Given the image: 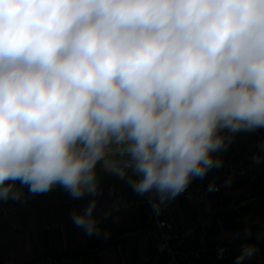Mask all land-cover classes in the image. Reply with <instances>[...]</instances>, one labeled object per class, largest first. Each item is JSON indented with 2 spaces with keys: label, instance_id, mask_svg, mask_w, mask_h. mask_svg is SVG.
<instances>
[{
  "label": "clouds",
  "instance_id": "1",
  "mask_svg": "<svg viewBox=\"0 0 264 264\" xmlns=\"http://www.w3.org/2000/svg\"><path fill=\"white\" fill-rule=\"evenodd\" d=\"M259 128L264 0H0L2 200L90 195L72 222L108 236L98 164L159 213Z\"/></svg>",
  "mask_w": 264,
  "mask_h": 264
},
{
  "label": "crops",
  "instance_id": "2",
  "mask_svg": "<svg viewBox=\"0 0 264 264\" xmlns=\"http://www.w3.org/2000/svg\"><path fill=\"white\" fill-rule=\"evenodd\" d=\"M235 136L241 138L245 155L254 161L258 144L247 131ZM254 163L258 174L234 181L220 194H212L203 202L178 200L168 206L169 224L180 232L185 250L217 236L231 251L225 264H236L245 243L254 244L257 250L242 264H264V161ZM97 171L101 191L94 214L103 216L111 210L101 219L110 235H88L73 224V210H84L93 199L90 195L74 199L59 187L31 195L23 186L25 197L12 200L20 210L16 223L25 229L13 235L0 220V264H166L165 258L154 256L157 244L145 236L144 210L127 207L130 192L126 180L105 172L102 162ZM212 181L220 185L226 182L221 167L213 168L202 179H193L184 192L207 187ZM16 186L21 187L19 181ZM208 219L210 224L205 226ZM51 224L53 229H44ZM201 264L218 263L214 254L207 252Z\"/></svg>",
  "mask_w": 264,
  "mask_h": 264
},
{
  "label": "built area",
  "instance_id": "3",
  "mask_svg": "<svg viewBox=\"0 0 264 264\" xmlns=\"http://www.w3.org/2000/svg\"><path fill=\"white\" fill-rule=\"evenodd\" d=\"M247 132L249 138L257 144L264 141V130H261V128ZM240 142L241 138L235 136L231 145L222 153L224 162L221 168L226 177L224 184H216L214 190H210L209 186H207L183 192L172 200L171 203L178 200L203 202L210 195L220 194L224 189L231 188L234 181L244 180L258 174L259 167L245 155ZM129 192L130 199L127 207L144 210L145 236L150 242L157 244L154 251L156 258H165L166 264H201L202 256L207 252H212L218 264H225L231 256L230 248L217 236L201 242L190 251L185 250L180 232L171 227L168 221L166 209L171 203L160 209L159 213H157L154 211L147 195L140 196L135 194L130 186ZM19 215L20 210L12 199H0L1 224L13 235L25 229V226L16 223ZM209 224L210 220L208 219L205 221V226ZM54 227L51 224L45 226L44 229L49 231Z\"/></svg>",
  "mask_w": 264,
  "mask_h": 264
}]
</instances>
